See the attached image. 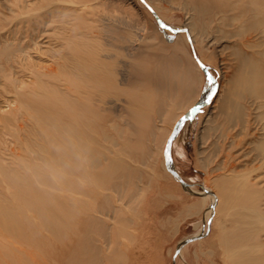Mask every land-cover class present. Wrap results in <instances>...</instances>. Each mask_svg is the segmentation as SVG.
<instances>
[{
  "label": "bare ground",
  "instance_id": "6f19581e",
  "mask_svg": "<svg viewBox=\"0 0 264 264\" xmlns=\"http://www.w3.org/2000/svg\"><path fill=\"white\" fill-rule=\"evenodd\" d=\"M61 1L66 0H0V95L9 99V94H13V99L7 101L9 108L0 107V264H40L42 255L39 252L44 254L46 264L51 260L53 242L66 240L76 215L72 207L78 205L71 202L72 187L76 188L88 178L95 182V186L103 187L109 182L110 188L104 189L116 192L121 198L129 186H135L141 177L138 167L129 166L125 157L105 158L107 147L102 141L113 138L111 131L122 136L129 128L138 135L134 146L124 151L129 159L137 160L141 166L155 159L145 144V137L150 130L154 132L156 125L151 116L133 107L134 102H146L144 95L126 94L125 127L119 128L112 117L109 121L115 123L113 128L105 127L103 123L104 112L118 116L115 114L120 89L114 81L118 69L112 68L114 61L118 60L113 56L99 54L96 48L87 49L91 45L85 42L64 38L69 47L82 45L86 50L77 55L58 53V60L48 64L30 62V58L35 57L31 56L33 51L40 50L41 44L46 43L42 40L46 37L42 35L48 23L55 21L53 14L60 8L58 2ZM185 2L191 4L195 12L189 32L202 57L207 58L203 42L212 40L222 49L216 58L222 64L223 76L227 68L225 59L221 58L223 51L232 49L230 55L235 60L237 72L226 79L227 86L222 82L219 84V91L224 90V93L215 100L218 102L217 116L223 119L218 125L248 127L250 109L264 107V0ZM203 16L210 17L209 23L218 21L215 31L218 33L207 30L208 24L202 22ZM10 24L12 26L6 29ZM225 26H233L234 31L225 30ZM196 28L198 32L194 35ZM246 33H254L261 40L255 43L248 38L233 46L222 44L223 38ZM167 51V56L153 60L151 64L143 61L140 65L144 68L150 65L148 81L159 91L155 103L158 118L171 120L177 115L165 107L167 100H178L180 105H186L187 110L191 104L188 102L197 95L201 76L180 34ZM179 51L182 56L177 54ZM210 56L215 58L214 53V57L212 53ZM26 72L30 80H18L16 74ZM179 90L181 95L177 96ZM171 92L175 93L170 95ZM240 99H249L250 102L246 105ZM193 122H185L183 135ZM211 127L208 126L205 132ZM6 134L12 140H7ZM258 144V152H263L264 137ZM119 148L122 151L123 145ZM87 166L93 168L88 174ZM226 176L216 179L218 190L213 197L218 200V211L234 223L233 229L221 230L227 264H259L262 257L255 256L254 252L261 246L257 226L264 223V213L256 204H233L225 185L231 177L226 179ZM232 178L238 177L233 175ZM138 192L136 188L128 192L129 200ZM78 193L86 198L79 211L84 216L79 241L84 264H98L100 258L91 235L104 236L106 232L105 225L92 213H103V209L109 210L113 206L105 197L98 206L91 207L87 199L96 198L94 192L84 190ZM191 208L199 209L200 203L196 202ZM238 209L245 213L237 214ZM118 215L114 213L118 222L127 219ZM116 237L118 229L115 226L110 230L113 245L109 250V253L115 252V256L106 254L105 264H122L123 255L116 246ZM81 260H74L72 264H82Z\"/></svg>",
  "mask_w": 264,
  "mask_h": 264
},
{
  "label": "rangeland",
  "instance_id": "374dc122",
  "mask_svg": "<svg viewBox=\"0 0 264 264\" xmlns=\"http://www.w3.org/2000/svg\"><path fill=\"white\" fill-rule=\"evenodd\" d=\"M58 6L60 8L53 14L55 21L48 23L42 35L46 37H42L46 43L41 44L40 50L33 51L31 56L35 57L30 58V62L48 64L58 60V53L77 55L86 50L82 45L71 44L69 47L64 38L72 42H85L91 45L87 49L96 48L99 54L113 56L118 60L114 61L112 66L118 69L114 78L120 89L115 114L118 116L104 112L103 123L105 127L113 128L115 123L109 121L112 117L119 128L125 127L123 109L126 94H138L140 97L144 95L146 102H134L133 107L151 116L156 125L154 132L150 130L145 137V144L155 159H150L148 165L144 166L137 160L129 159L124 151H129L130 146H134L138 135L129 128L122 136L111 131L113 138L102 141L107 147L103 149L105 158L125 157L129 166L138 167L140 180L135 186H129L121 198L116 192L104 189L107 186L110 188L109 182L103 187L95 186V182L88 178L81 185H76V188L72 187L71 202L78 205L77 208L72 207L76 215L66 240L62 243L53 242L51 260L47 264H72V261L81 258L84 264L85 257L82 256V245L79 243L84 216L79 211L86 198L82 193H78L84 190H91L96 195L94 199H87L91 207L98 206L101 198L105 197L114 207L103 209V213H92L105 225L106 232L104 236L94 233L91 235L100 258L98 264L106 262L104 257L113 245L110 230L115 226L118 229V237L114 240H117L116 246L123 255L122 264H227L221 230L233 229L234 223L216 207L218 200L213 197L214 192L218 190L215 186L216 179L225 178L224 175H227L226 179L231 177L225 185L226 194L233 199V204H256L264 213V151L259 150V153L260 148H257L260 139L264 137V107L258 109L255 106L250 109L248 127L223 123L218 125L223 119L217 116L218 102L215 100L224 93V90L219 91V84L222 82L225 85L226 79L237 72L235 60L230 55L232 49L227 48L221 55L227 66L223 76L222 64L216 58V55L222 52L221 46L216 47L212 40L203 42L207 55V58H203L192 41L189 24L193 22L191 17H194L195 12L185 0H66L58 2ZM202 22L208 24L205 25L208 31L218 33L215 32L218 21L209 23L210 17L203 16ZM11 26L12 24L6 29ZM224 29L234 31L233 26H225ZM197 32L196 28L194 35ZM178 34L183 37L185 48L191 56L194 58L195 55L206 71L205 73L201 69L194 58L201 81L197 95L188 102H191L189 108L204 100L205 103L187 113L189 108L186 110V105H180L178 100H167L165 107L173 111L174 116L177 115L175 119L173 117L168 120L158 118L155 112L159 91L148 81L150 65L144 68L140 63L144 61L151 64L153 60L165 57L169 53L168 47L173 44ZM248 38L255 43L261 40V37L255 36L254 33H246L223 38L222 44L233 46L234 43ZM209 53H212V56L214 53L215 58H209ZM177 54L182 56L181 51ZM207 75L212 77V85L208 84ZM16 76L18 80H30L27 72L24 75L18 73ZM11 95L13 96L9 94V99L0 95L1 109L9 108L7 101L13 99ZM176 95H181L180 90L176 91ZM239 101L246 105L250 102L249 99ZM187 120L194 122L187 127V133L183 135ZM211 125V130L206 133L205 129ZM173 131L169 162L166 146ZM10 133H13V130H10ZM5 137L12 140L9 134ZM121 145L122 151L119 148ZM230 169L236 171L232 173ZM91 171L93 168L87 166L86 174ZM230 174L238 178L234 179ZM135 188L139 189V192L135 198L129 200L128 192L134 191ZM196 202L200 203V208H191ZM236 212L240 215L245 213L243 209ZM114 213L127 219L122 223L118 222L114 219ZM257 229V239L261 246L254 254L262 257L259 264H264V223L258 225ZM39 255H42L39 263L46 264L44 254L39 252ZM109 255L115 256V252Z\"/></svg>",
  "mask_w": 264,
  "mask_h": 264
},
{
  "label": "water",
  "instance_id": "95a60500",
  "mask_svg": "<svg viewBox=\"0 0 264 264\" xmlns=\"http://www.w3.org/2000/svg\"><path fill=\"white\" fill-rule=\"evenodd\" d=\"M193 56L196 59V61L198 62V64L201 67V69L206 73L203 65L198 61V59L196 58L195 55H193ZM204 103H205V100L202 101V102H200V103H198V104L193 105L192 107L189 108V110L187 111V113L190 112V111H193V110H196V109L200 108ZM173 136H174V131L172 132L170 138L167 140V146H166V156H167L169 162H170L169 150H170V145H171V139L173 138Z\"/></svg>",
  "mask_w": 264,
  "mask_h": 264
},
{
  "label": "snow or ice",
  "instance_id": "6c2138e0",
  "mask_svg": "<svg viewBox=\"0 0 264 264\" xmlns=\"http://www.w3.org/2000/svg\"><path fill=\"white\" fill-rule=\"evenodd\" d=\"M206 79H207V82H208L209 85L213 84V80H212V77L210 75H207ZM209 90H211V89H209Z\"/></svg>",
  "mask_w": 264,
  "mask_h": 264
}]
</instances>
